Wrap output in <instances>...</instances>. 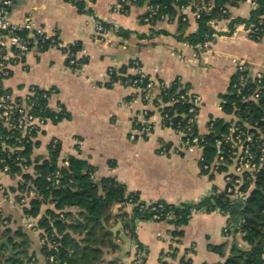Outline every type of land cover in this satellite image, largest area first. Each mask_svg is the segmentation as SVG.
<instances>
[{
  "label": "crops",
  "instance_id": "0c3cea01",
  "mask_svg": "<svg viewBox=\"0 0 264 264\" xmlns=\"http://www.w3.org/2000/svg\"><path fill=\"white\" fill-rule=\"evenodd\" d=\"M85 12L67 0H15L11 19L20 22L31 19L68 44H80L78 56L86 60L80 69L71 68L58 49H48L38 54L29 53L24 62L13 68L11 76L3 81L14 98L25 97L32 86L55 91L51 107L61 105L69 118L59 123L47 122L33 137L39 142L32 159L49 156L53 140L60 144L59 165H67L70 156L85 159L96 168L95 181L115 178L128 191L139 193L140 200L151 203L197 204L212 190L224 185L221 175L204 176L196 154L161 156L159 147L173 141L174 134L163 129L160 116L152 104L137 99L132 106L125 102L136 92L130 84L111 81V71L127 66L125 75H133L128 67L138 59L148 76L157 81L169 82L180 78L203 97L198 121V131L208 133L209 122L223 118L218 109L221 95L227 93L234 73L232 58L246 61L251 71L264 73V36L260 41L251 38L246 24H237L228 33L229 20L214 21L217 31L207 51L178 39V19L165 18L156 24L146 23L144 5H130L126 13L113 11L118 0H82ZM255 4L242 0L229 8L231 19H248ZM95 21L111 29V42L100 40ZM198 31V24L191 12L185 36ZM120 32V33H119ZM126 36H124V35ZM157 69V72H155ZM158 95L157 90L154 92ZM144 110L151 113L155 125L154 137L131 141L129 134L134 120ZM19 177H12L0 170V209L8 220L7 238L21 240L17 232L27 236L29 256L44 264L46 257L41 249L40 236L27 226L29 220L17 201L16 188ZM52 205H44L42 213ZM131 206L111 207V219L106 223L113 234L115 250L105 249L103 264H132L135 248L128 241L126 222L121 214H131ZM78 219L77 209H70ZM37 224L38 219L30 220ZM226 218L218 211L198 210L184 226L152 220L138 221L135 234L147 251L145 264H222L230 253V242L223 235ZM183 230L181 238L172 232ZM237 243L247 247L240 236ZM212 246H225L224 254L211 250ZM173 254L171 257L167 254Z\"/></svg>",
  "mask_w": 264,
  "mask_h": 264
},
{
  "label": "trees",
  "instance_id": "16d2710c",
  "mask_svg": "<svg viewBox=\"0 0 264 264\" xmlns=\"http://www.w3.org/2000/svg\"><path fill=\"white\" fill-rule=\"evenodd\" d=\"M77 6L79 11L85 12V5L82 0H67ZM242 0H151L154 16L150 19V24L162 21L164 17L174 21L178 19L180 26L178 39L188 42L191 46L197 47L208 41H213L217 31L213 28L214 21L229 20L228 33L230 34L235 26L240 23L247 27H264L260 24L264 14V0H253L255 7L251 11L248 19L232 18L229 8L237 5ZM194 3L193 10L205 8L200 17L196 19L198 31L194 34L185 36L188 22L182 20L180 7ZM138 5H143L140 3ZM226 11V12H224ZM147 15V14H146ZM145 16V15H144ZM144 18V17H143ZM120 33V32H119ZM263 37L264 32H259ZM124 35V34H123ZM126 36V35H124ZM256 41L255 37L253 38ZM73 51L80 50V44L72 47ZM85 63L86 60H81ZM132 61L128 67L131 68ZM127 66L119 70L111 71V81L122 82L129 85L134 80L133 75H125ZM233 81H231L228 91L221 95L225 101L224 111L229 114L237 108L240 123L259 122L264 124V78L260 85V97L258 102L242 103L233 91ZM186 86H188L186 84ZM256 87V84L253 85ZM180 84L174 82L173 85L163 91L158 98L167 103L162 108V113L168 114L175 123L186 126L189 117L190 104L182 100L169 104L171 97L178 91ZM12 94L10 89L4 88L0 80V96ZM157 99L155 104H157ZM21 102V98H16ZM236 111V110H235ZM32 113L38 116L53 117L52 112L45 108V101L36 100V106ZM65 111L60 115L58 123L69 118ZM209 126L208 133L204 134L206 143L204 144L203 154L208 162L215 157V143L222 135L229 133L230 122L223 118L213 119ZM197 132L196 127L192 129ZM36 132L25 137L21 130L10 128L0 118V170L8 167V173L12 177H19L20 181L12 192L18 193L17 201L27 199L23 207L25 217L38 219L37 227L43 230L48 237V241L57 246L56 250L45 246L42 252L45 256L55 255L58 264H103L104 250H115L117 246L113 241V234L106 223L111 219V207L120 204L122 207L132 205L130 216L121 214L126 222V227L131 232L130 240L132 244L143 246L138 242L135 228L138 221L152 220L154 214L160 215V220L155 222H168L177 227L188 223L187 215L192 204L175 205L164 200L145 203L140 200L139 193L130 192L126 186L115 178H103L100 183L95 181L96 168L88 163L87 160L70 156L67 165H59L60 144L53 148L49 146V156L44 159H32L33 150L39 142L33 141ZM59 172V184H56L55 177ZM159 204L162 207H159ZM44 205H52L53 208L47 209L42 213ZM198 209L206 208L212 211L220 207L229 214V224L232 226V233L240 237L247 247H241L236 236L230 242V253L222 264H264V169L258 174L255 187L251 191L246 202L230 203L224 199L222 194H215L203 199L198 205ZM154 208H156L154 210ZM70 209H77L78 219L73 218ZM175 218L168 220V216ZM10 230L3 229L0 224V240L6 238ZM183 230L180 228L172 232L174 238H181ZM20 242L9 238L10 244L17 250L16 254H11L5 245L0 246V264H31L34 257L29 256L27 236L21 231L17 232ZM225 246H212L211 250L224 254ZM145 250V249H144ZM145 254L147 251L145 250ZM174 257L173 254H167ZM146 256L143 264H145ZM162 264H168L162 261ZM183 264H190L183 261Z\"/></svg>",
  "mask_w": 264,
  "mask_h": 264
},
{
  "label": "built area",
  "instance_id": "2783aa9c",
  "mask_svg": "<svg viewBox=\"0 0 264 264\" xmlns=\"http://www.w3.org/2000/svg\"><path fill=\"white\" fill-rule=\"evenodd\" d=\"M15 0H0V80L3 81L9 78L13 72V68L24 62L25 57L29 53H40L48 49H58L63 52L68 65L71 68L80 69L83 62L78 56V51H73V46L76 44H68L63 42L56 35L50 34L45 28L39 26L31 19H26L20 22H14L11 19V10ZM151 0H118L112 9L115 12L126 13L130 5H138L143 3L146 8V13L143 18L144 22L149 23L154 16V10L150 5ZM194 3L190 2L187 5L180 7V15L184 22H188L189 12L192 13L195 19L200 17V13L205 8H197L193 10ZM226 12V11H224ZM147 14V15H146ZM169 20L168 17H164ZM260 24L264 25V14L262 15ZM96 34L100 40L111 42V29L106 27L101 22L95 21ZM259 32H264V27H254L249 29L251 38L261 39ZM215 38V35H214ZM213 41H208L199 45L201 51H207ZM231 63L234 66V73L231 78L233 81L232 94L242 103L258 102L260 97V85L264 78V73L252 72L249 64L241 59L232 58ZM133 71L134 80H131L130 86L135 89V93L125 102L132 106L137 99L142 100L145 104H152L157 109L160 121L158 124L163 128L170 130L175 139L173 141L164 142L158 149V154L161 156H181L196 154L199 168L204 176L212 178L215 175H221L223 178V187L221 189L212 190L208 197L215 194H222L224 199L230 203L246 202L251 191L255 187V182L258 174L264 169V124L259 122H243L240 123L237 108L229 114L224 111V104L221 99L218 109L225 115L226 121L230 122V131L222 135L215 143V157L208 162L203 154L204 144L206 143L204 134L198 131V121L201 108L203 106V97L197 93L190 86H186L180 78H176L169 82L157 81L151 76H148L140 61L138 59L132 60L131 68ZM157 72V69H155ZM264 72V65H263ZM174 82L180 84V88L171 97L169 104H173L180 100L190 104L189 117L186 121V126L181 123H175L168 114L162 113V108L167 103L157 99L160 94L169 89ZM256 84V87L253 85ZM157 90L158 95L154 92ZM55 93L50 88H40L32 86L28 94L21 98V102H17L12 94H5L0 96V118L10 128H17L21 130L22 136L31 135L34 132H39L47 122H54L58 120L60 115L65 113L63 106L58 105L51 107L50 99ZM42 99L45 101V108L52 112L53 117L38 116L32 113L36 106V100ZM157 99V104L155 101ZM209 122V126L212 124ZM59 123V122H58ZM197 129L196 133L192 129ZM155 125L151 118V113L144 110L134 120L129 138L131 141L139 139H150L154 137ZM59 144L58 140L52 141V146L55 148ZM4 172L8 171L5 167ZM59 172L55 177L56 184H59ZM18 195V193H16ZM27 199H22L18 203L23 208ZM157 202V201H155ZM200 203V202H199ZM192 204L187 219L192 218L193 213L198 210H205L196 208ZM131 206L132 205H128ZM181 206V205H179ZM159 207H162L159 204ZM156 208H154L155 210ZM211 211V210H210ZM212 211H218L226 218V223L223 226V235L227 241H232L238 233L234 236L232 233V226L229 224V214L220 207H216ZM168 220L175 218L169 215ZM29 223L27 226L39 233L41 249L49 246L52 249L57 248L55 244L48 241V237L43 230L38 229L37 224L32 223V219L27 218ZM160 220L159 214H154L152 221ZM0 224L3 229L7 228L8 220L5 218L0 209ZM129 237L131 232L127 231ZM235 237V238H236ZM135 248V255L132 264H143L146 256L145 250L140 248L137 244H133ZM46 257L44 264H58L55 255L51 254ZM31 264H42L33 258Z\"/></svg>",
  "mask_w": 264,
  "mask_h": 264
},
{
  "label": "water",
  "instance_id": "95a60500",
  "mask_svg": "<svg viewBox=\"0 0 264 264\" xmlns=\"http://www.w3.org/2000/svg\"><path fill=\"white\" fill-rule=\"evenodd\" d=\"M131 244V240L128 241L127 247L129 248ZM5 245L8 248L9 253L16 254L17 250H14V247L10 244L9 238H3L0 240V246Z\"/></svg>",
  "mask_w": 264,
  "mask_h": 264
},
{
  "label": "rangeland",
  "instance_id": "374dc122",
  "mask_svg": "<svg viewBox=\"0 0 264 264\" xmlns=\"http://www.w3.org/2000/svg\"><path fill=\"white\" fill-rule=\"evenodd\" d=\"M116 205V204H115Z\"/></svg>",
  "mask_w": 264,
  "mask_h": 264
}]
</instances>
